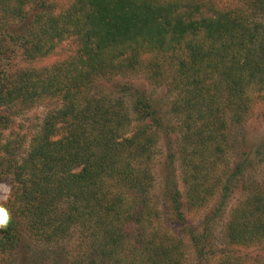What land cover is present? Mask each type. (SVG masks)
<instances>
[{
	"label": "trees",
	"instance_id": "trees-1",
	"mask_svg": "<svg viewBox=\"0 0 264 264\" xmlns=\"http://www.w3.org/2000/svg\"><path fill=\"white\" fill-rule=\"evenodd\" d=\"M57 6L0 0V178L10 183L0 206V264H181V241L156 225L167 215L164 207L188 228L199 256H207L208 224L249 164L247 158L236 163L231 184L197 234L187 210L205 202L201 191L215 182L214 157L224 143L212 155L189 159L219 133L223 140L224 113L238 124L246 120L251 92L264 102V25L252 16L264 13V0H244L241 7L223 0H65ZM72 38V54L36 64ZM141 71L154 86L171 72L176 97L167 108L132 85L117 91L129 103L91 89L98 79ZM43 104L42 123L20 156L16 139H4L2 131L10 117ZM170 117L179 120L176 140L196 141L182 156L190 173L186 194L175 181ZM161 137L167 174L160 210L150 194V163ZM247 195L225 224L233 246L264 243V187ZM74 232L81 246L71 254L64 244ZM221 252L220 264H257Z\"/></svg>",
	"mask_w": 264,
	"mask_h": 264
},
{
	"label": "rangeland",
	"instance_id": "rangeland-1",
	"mask_svg": "<svg viewBox=\"0 0 264 264\" xmlns=\"http://www.w3.org/2000/svg\"><path fill=\"white\" fill-rule=\"evenodd\" d=\"M55 6L58 5L55 9L58 10L61 6L65 5V0H50ZM227 4H230L232 7H241L244 0H223ZM251 12V11H250ZM254 12V11H253ZM252 16H255L264 25V13L261 15L258 10H255L252 13ZM75 49V40L67 39L61 42L55 51L52 54H49L45 59L38 61L36 64L38 66H45L53 61L62 59L72 54ZM27 66V64H26ZM142 72V71H141ZM169 75V77H168ZM163 80L162 85L154 86L152 85L145 73H139L136 75H123V76H110L98 79L91 88L96 90L98 93H103L110 95L112 97H122L123 94H118L117 91L121 89V86H131V91H134L133 88L139 90L144 89L147 91L148 95L159 102L161 105L168 107L171 98L176 97L175 91L172 93V82L171 81V72ZM95 88V89H94ZM115 89L113 93L112 90ZM170 89V90H169ZM128 103L131 100L129 97H122ZM250 106L251 112L246 120L238 124L232 118L233 114L230 112L224 113V120H226L225 129H221L223 133V140L220 137V133L214 141H210L207 144V148L201 149L199 152L201 154L191 157L189 160L201 158L202 154L212 155L216 150L213 147L224 143L225 150L222 154L214 157L217 161L216 167L211 171V176L214 177V183L206 184L210 188H204L201 191V196L205 197L206 200L203 205L198 206L196 209L187 210L186 221L190 228H193L195 233L201 234L202 227L204 225V220L211 216V213L214 211L219 198L222 196L224 191V185L229 186L231 182V174L235 169L236 163L245 161L246 166L245 170L242 173V177L238 176V181H233L231 189H229V197L225 206L219 211L209 222L210 235L208 236L207 245L205 252L207 256L202 258L199 256L197 248L192 242L191 235H189L188 228L184 225H177L169 215V210L163 208L167 215H160L158 222V227L168 228L171 232V235L176 237L182 243V258L181 264H220L221 251L228 253H235L241 258H244L247 261L257 262V264H264V243L255 244L252 247H248L249 244L242 246H233L229 244L225 237V224L229 216L231 208L238 203V201H243L248 195V192H255L261 187H264V102L258 101L256 98V92L250 93ZM47 105H39L28 109L22 112L19 115L10 117V123L2 131V137L5 139L7 136L10 138H15L17 144L21 146L20 156L23 155L24 150H27L29 146V141L31 140L32 135L41 125L43 117L46 113ZM166 110V109H165ZM167 124L172 133V143L173 144V153H175L174 161V172H175V181L178 186V189L186 194L188 189V184L186 183V178H189V174H186V169L188 166L184 165L182 156L185 154H190V149L193 145H196V141L191 140V144H185L180 138L177 140L176 134L179 132V120L178 118L170 117L168 118ZM221 133V134H222ZM187 142L190 140L187 138ZM218 142V143H217ZM217 143V145H215ZM166 147H164L163 138L161 137L157 143L153 159L151 160V176H152V188L150 189V194L153 202L161 210L163 200V186L164 181L166 180V170L164 169L165 156H166ZM200 150V149H199ZM182 153V154H181ZM209 160V159H208ZM205 166V164H204ZM209 166L207 165V168ZM188 171V170H187ZM190 171V170H189ZM231 180V179H230ZM250 188V189H249ZM10 193V183L6 178H0V206L7 199ZM166 201V200H165ZM168 202L166 201L165 204ZM1 223V219H0ZM78 235H75V232L71 236L70 241L66 242L64 245H67L71 249V254L78 253L80 250L79 241L77 240ZM80 240V239H79ZM206 240V241H207ZM70 242V243H69ZM247 246V247H245Z\"/></svg>",
	"mask_w": 264,
	"mask_h": 264
}]
</instances>
